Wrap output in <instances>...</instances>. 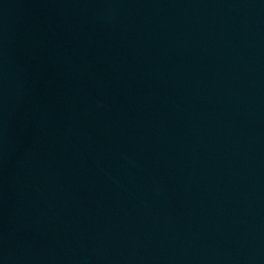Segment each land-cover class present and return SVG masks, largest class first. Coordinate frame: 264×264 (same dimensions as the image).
I'll list each match as a JSON object with an SVG mask.
<instances>
[{
  "label": "water",
  "instance_id": "1",
  "mask_svg": "<svg viewBox=\"0 0 264 264\" xmlns=\"http://www.w3.org/2000/svg\"><path fill=\"white\" fill-rule=\"evenodd\" d=\"M0 264H264V0H0Z\"/></svg>",
  "mask_w": 264,
  "mask_h": 264
}]
</instances>
